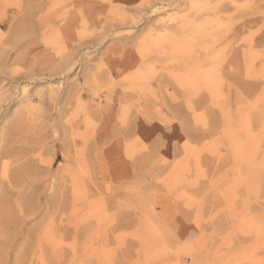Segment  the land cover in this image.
Returning a JSON list of instances; mask_svg holds the SVG:
<instances>
[{"label":"rangeland","instance_id":"rangeland-1","mask_svg":"<svg viewBox=\"0 0 264 264\" xmlns=\"http://www.w3.org/2000/svg\"><path fill=\"white\" fill-rule=\"evenodd\" d=\"M0 6V264H264V0Z\"/></svg>","mask_w":264,"mask_h":264},{"label":"bare ground","instance_id":"bare-ground-1","mask_svg":"<svg viewBox=\"0 0 264 264\" xmlns=\"http://www.w3.org/2000/svg\"><path fill=\"white\" fill-rule=\"evenodd\" d=\"M7 6V5H6ZM1 7V6H0ZM2 11V10H1ZM1 14V13H0Z\"/></svg>","mask_w":264,"mask_h":264}]
</instances>
